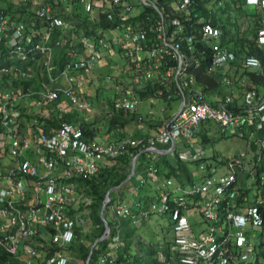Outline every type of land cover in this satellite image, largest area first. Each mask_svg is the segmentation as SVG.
Listing matches in <instances>:
<instances>
[{"label": "built area", "instance_id": "obj_1", "mask_svg": "<svg viewBox=\"0 0 264 264\" xmlns=\"http://www.w3.org/2000/svg\"><path fill=\"white\" fill-rule=\"evenodd\" d=\"M70 1H78L86 13L81 29L59 17L52 4L36 12L38 0H0V148L8 147L14 161L0 168V179L5 180L0 187V250L18 259L28 256L30 264H36L37 258L39 264H69L62 249L76 240L78 228L71 214L73 181L98 179L100 162L105 160L129 158L138 167L140 155L145 154L152 165L145 169L141 190L161 174L157 149L184 143L187 147L178 154L179 160L198 166L200 172L183 183L167 178L147 205L134 206L138 216L134 207L124 203L114 206L115 216L127 220L168 216L175 264H264V95L245 77L221 76L223 84L238 91L215 106L207 101L206 86L200 81L202 75L215 79L216 72L227 68L235 74L260 72L264 78L262 60L240 58L202 0L54 3ZM245 4L264 12V0H245ZM10 7L27 13L12 16ZM38 22L43 26L37 28ZM100 24L109 28H98ZM57 32L63 35L54 38ZM257 45L264 48V26L257 33ZM77 47L82 48L79 59L74 58ZM59 50L64 57L60 68L56 66ZM110 57L116 62L113 73L104 70ZM40 63L54 88L40 92L5 89L6 79L19 84L35 82ZM80 74L95 78L104 89L112 88L115 108L126 113L137 111L142 94L160 98L164 107L168 106L164 111L178 102L177 112L150 136L101 144L91 143L83 130L71 123L49 134L25 131L22 123L27 101L67 99L82 111L93 107L79 98ZM63 81L67 85L63 86ZM241 94L245 109L236 111ZM211 123L219 125L224 134L248 130L249 146L258 148L255 157L248 160V154L240 152L225 160L227 173L211 172L209 160L196 148L200 128ZM32 126L36 128V122ZM251 166H256L253 174L259 177L252 192L240 186L245 167ZM47 229L51 231L49 253L42 250V231ZM131 263L107 254L95 264Z\"/></svg>", "mask_w": 264, "mask_h": 264}, {"label": "crops", "instance_id": "obj_2", "mask_svg": "<svg viewBox=\"0 0 264 264\" xmlns=\"http://www.w3.org/2000/svg\"><path fill=\"white\" fill-rule=\"evenodd\" d=\"M69 4L70 3L64 5L66 7L65 10L67 11V14L75 17V20L76 18L82 19V13L78 11L76 4L70 7ZM80 8L82 9L81 6ZM250 8L254 11L255 9H257L255 7ZM258 23L260 26L257 25L256 31L251 30V34L253 35V37L248 38L249 40L255 41L256 44V34L261 31L262 27L264 26V16L262 19H259ZM244 29L245 28H243V30ZM257 29H259L258 32ZM241 38L243 39V37ZM259 48L264 50V48ZM60 56L61 58H59L57 54L58 60L62 59L61 53ZM114 65H116V63H112V71L114 70ZM104 70L106 71V69ZM262 71L264 72V63ZM254 73L259 76V72ZM42 74L39 77L36 76V89L40 87L42 89V86L45 89L54 88L44 70L42 71ZM221 76L230 79H235L238 76H244L246 78L248 77L246 74H235L230 68H227L226 70L221 72L220 77L215 78L218 84V89L214 91H204L207 101L215 106L220 105L228 97L232 96L235 91H238L231 85L228 86L226 84H223ZM77 78L79 98L82 101L91 102L93 107L89 110L82 111L72 105L67 99L54 103L57 104L56 106H53V103L36 102V134L40 131L51 133L57 130L61 127V118L64 116L68 120H70L72 124L81 127V129L85 133L86 138L91 143L101 144L108 141H118L125 138H136L143 135L150 136L158 129L161 124L169 121V119L177 112L178 102L173 103L166 111H164V106L161 103L163 101H161L160 98H154L149 95L145 96L142 99V103L139 104L135 113H126L118 108L117 110L115 108L116 94L112 88L104 89L98 82V80L97 82H95L92 78L89 79V77H85L81 74L78 75ZM62 85L65 86L67 85V83L63 81ZM259 87L260 93L264 94V85H261ZM25 107H28V104ZM30 108H32V106H30ZM244 109V96L243 94H241L236 102V110L241 111ZM23 121L26 127L30 128V124L27 118H24ZM249 135L250 133L248 130H245L243 132L232 131L228 136L225 137L220 134V130L217 125L208 124L200 128L197 135L198 144L196 145V148L204 152L205 159L209 160V163L211 165V168L209 169L211 172H222L223 170H227L226 168H224L225 160H228L230 158L232 159L240 152L245 151L239 148L237 151L224 156V154L220 152L209 153L208 150L210 148H214L215 143H217V141H219L220 139L228 137H235L237 139H240L241 141L247 142L248 144L247 138ZM186 147V144L180 143L177 144L174 148L160 147L159 149H157L156 153L159 155L161 174L157 178H154L152 181H150L146 187L138 190L140 181L144 178L143 176L145 174V166L148 165L146 164L144 158L140 157L138 168L135 173L133 172V175H127L126 181H122V178L117 180L116 182H113V184L111 185L108 196L111 198L112 203L115 204L122 202L132 207L136 206L137 203H141L142 206H145L149 203V201L153 199L158 191L163 188L165 180L167 178L174 177L177 182L180 183L192 180L193 176L197 172L196 165L187 164L186 170L184 172H182L180 169L175 168L178 167V164L181 163L179 161L178 154L183 152ZM248 148L251 151V153H248V160H250L255 157L258 148L256 146L250 147L249 144ZM174 154L175 157H173ZM8 156V161H4L3 165H0V167H8L11 165V163H14L9 153ZM147 157L148 156H146V158ZM1 159L2 158L0 157V162L2 161ZM148 159L150 158L148 157ZM115 164L116 162L113 161H101L99 178L90 181L92 183L86 181L88 185L84 188L82 185L78 184H84V182L76 181L75 193L77 197H79L78 199H81L82 202L90 201L91 203V198H94V196L91 195L90 188L92 190V185L97 186L96 181H101V184L103 186H106V176ZM131 166L132 165L130 163V171L132 170ZM225 173H227V171ZM2 185H5V180L0 179V186ZM83 191L88 193V196H86L85 193H82ZM111 210V212L105 211L104 216L106 217V220L108 222L114 223L113 231L109 232L107 237L100 236L99 238H97L96 243H101V246L98 249L99 257L106 254H111L116 255L117 257L128 258L135 264H175V262L172 261L171 257L172 243L165 249L161 246H158L157 248L156 244H153L150 241L147 230L148 227H150V225L154 223L161 226V224L164 223L165 218H168V220H165L169 221L171 227L170 218L168 216L154 217L150 220H141L139 218L138 220L130 219L117 221L112 208ZM135 212L138 216L139 212L137 211V209H135ZM90 217L94 222H96V220L93 219L92 215ZM112 219H114V221H112ZM96 226L98 228L100 227V225ZM95 244L91 247V250L95 246Z\"/></svg>", "mask_w": 264, "mask_h": 264}, {"label": "rangeland", "instance_id": "obj_3", "mask_svg": "<svg viewBox=\"0 0 264 264\" xmlns=\"http://www.w3.org/2000/svg\"><path fill=\"white\" fill-rule=\"evenodd\" d=\"M45 2H51V0H43ZM204 1V4L206 6V8H208L209 10H212L213 15L216 17V19L219 20H226L227 18H229L230 20L232 19L233 21L238 22V24L240 25L241 29H240V38L243 37L242 40H240L241 42H247V40H249L248 38L253 37V35L251 34V30L256 31L257 25H259L258 21L259 19H262L264 16V12H260L257 10H252L250 7L252 6H248L245 7L243 6L240 1H238L237 3H235V1H231V4H228V2L226 0H202ZM243 2V1H242ZM75 5L74 3H70L69 7ZM224 5V7L222 8V6ZM38 4H36V11L38 9ZM61 9L63 12L67 13V11L65 10V6L61 5ZM76 7L78 8V11L82 13V18H83V10L80 8V6L76 5ZM9 14L15 17H22L24 15V11L21 10V8L19 7H10L9 8ZM59 10H57V15L61 17V15L58 13ZM77 16H81V15H77ZM262 27V26H261ZM243 28H245L243 30ZM253 28V29H252ZM259 31V29H257V32ZM257 35V34H256ZM112 35H110L111 37ZM256 38V37H254ZM239 40V37H238ZM239 41V42H240ZM230 42V39H229ZM246 47V46H245ZM80 48V47H79ZM248 50V54L249 56H257V53H254V51H251L249 48H247ZM58 57L61 58L60 53H58ZM75 59H79V57L76 55L74 56ZM112 63H116L114 58H108V62L105 66V69L110 72L113 73L112 71ZM42 67H37V69H41ZM226 69L220 70L218 72H216L217 77H220L221 72H223ZM240 74H245V72H240ZM43 75V74H42ZM91 79V78H89ZM95 81V78H92ZM7 82L4 85H7V87L5 89H11V90H19V89H25L27 91H32V92H39L42 89L41 87L36 89V81L34 83V87H31L29 85H25L24 84H19L17 82H14L12 80L6 79ZM26 87H30V88H26ZM156 96V95H154ZM38 98V95H36V99ZM26 103H28V107H24V118H27L29 124H31V129L33 131H35V127H33L32 125L34 124V122H36V101H27ZM142 103V102H141ZM162 105L164 106V103L161 102ZM51 105V104H50ZM57 104L53 103V106H56ZM30 106H32V108H30ZM162 108V107H161ZM77 110V109H76ZM79 112V110H78ZM77 112V113H78ZM61 122H69L72 123L70 120H68L66 117H62L61 118ZM61 123V124H62ZM79 127V126H77ZM81 128V127H79ZM30 128H28L29 130ZM239 148L243 149L245 151V153H251V151L248 148V144L245 141H241L240 139H237L235 137H228V138H224V139H220L219 141H217V143H215V147L214 148H210L208 150L209 153H213V152H220L222 154H224V156H226L229 153H233L235 151H237ZM8 152L6 150V147H2L0 148V157L2 158L0 165H3L4 161H8L9 156H8ZM175 157V154L174 156ZM116 164L114 165L113 168L110 169V172H108L107 174V185L103 186L101 183V181H96L97 183V191L98 193L96 194H91L92 196H94V198H91V203L90 201L87 202H82L81 199H78L74 210H73V214L76 215L78 217L77 219V223H78V229L76 231L77 233V238L75 240V243L71 246V247H66L64 249H62L63 253L70 259L71 264H87L88 260L90 258L91 255V247L96 243V240L98 238V234L100 231H102L103 229V224H98L96 222H94L92 220V218L90 217L91 214L94 211V214H98L96 213V211L94 209H92L93 206H95L97 199L101 198V196L103 195L104 198L102 199L101 203L103 204V208L106 207V211H112V204L110 203L109 199H108V193L111 189V185L113 184V182H116L117 180H119L123 175H133V164L131 166V171H130V167L126 166L123 162H121L119 160V162L115 161ZM254 167L256 166H251V167H245V173L240 177V186L244 191H254V185L255 182L259 180V177H257L255 174H253V170ZM226 170H223L222 172L219 173V175L225 174ZM197 175V173H196ZM79 185H82L83 188L86 187L88 184L86 182L83 183H78ZM90 188V187H89ZM90 191L92 192L91 188ZM76 192V191H75ZM82 193H85L86 196H88V193H86L85 191H83ZM252 194V193H251ZM79 198V197H77ZM250 203H253L250 202ZM113 209V208H112ZM102 212V211H101ZM100 212V213H101ZM168 220V218H165ZM164 219V223L161 224V226L157 225L156 223L150 225V227H148V235L150 238V241L154 244H156V247L158 248V246L164 247V249L166 247H168V245H170L172 243L173 246V240H174V234L172 232V228L170 227L169 221ZM112 221H114V219H112ZM171 223V221H170ZM192 224L194 226V228H196V224L194 223V221H192ZM3 225L2 220L0 219V227ZM96 225H100V229L96 226ZM117 227V226H116ZM51 231L50 230H44L42 231V250L46 253H49L51 251V246L52 243L49 241V235H50ZM83 248V249H89L87 253L82 254L79 252V249ZM88 255V258H87ZM43 259H45V257H43Z\"/></svg>", "mask_w": 264, "mask_h": 264}, {"label": "trees", "instance_id": "obj_4", "mask_svg": "<svg viewBox=\"0 0 264 264\" xmlns=\"http://www.w3.org/2000/svg\"><path fill=\"white\" fill-rule=\"evenodd\" d=\"M55 0H51V2H45V1H41L38 5L39 6H43L45 3L46 4H52L54 6V10L57 12V10H59V14L61 15V17L67 22V23H73L75 24L79 29H81L82 25L84 24L85 22V19H86V13L84 12V9L82 7V5L78 2V1H72V3L74 4H78L82 7L83 9V18L81 19H77L75 20V17H72L71 15L65 13L62 11L61 9V4L57 5L54 3ZM195 2H199V0H194ZM228 2V4H231V1L232 0H226ZM235 1V3H237L238 1H240L241 3H243L242 5L246 7V4H245V0H233ZM243 1V2H242ZM224 7V5L222 6V8ZM201 9L202 6H200ZM257 11H261L260 9H255ZM27 11L25 9V12L24 14H26ZM204 15H206L207 17L209 16L207 12H203ZM213 18V21L220 27L222 28V30L224 31V34L226 35V37L228 38V42L227 44L230 45V48L235 51L238 56L240 58H242L243 56H246V54H248V50L247 48H249L251 51H254V53H257V56H259V58L262 60V62L264 63V50L260 49L256 42L253 41V40H247V42H241L240 40H242V38H240V25L238 24V22L236 21H233L232 19L230 20L229 18H227L226 20H219V19H216V17L213 15L212 16ZM81 20V22H80ZM83 20V21H82ZM42 23L41 22H38L37 23V28H40L42 27ZM98 28H103V29H108L109 28V25H97ZM60 35H63L62 33L60 32H57L55 35H54V38H57L59 37ZM238 37H239V40H238ZM229 39H230V42H229ZM240 41V42H239ZM246 46V47H245ZM77 50H78V57L81 56L82 54V48L80 47H77ZM63 52V50H62ZM37 67H40V64H37L36 65V69ZM38 70V69H37ZM248 77L247 79L249 81H253L254 84H255V87L256 89H258L260 91V87L261 85H264V78L261 77V76H258L256 75L255 73L253 72H247L245 73ZM200 81L206 86V89L207 91H214V90H217L218 89V84L216 82V80L209 76V75H202L200 76ZM154 96V95H153ZM235 108V107H234ZM236 109V108H235ZM141 157L144 158L146 164L148 165H152V162H150V159L146 158L145 154H141ZM122 162L130 167V159L129 158H124V159H121ZM120 160V161H121ZM144 163V162H143ZM148 165L145 166V169L148 168ZM186 167H187V164L186 163H183L181 162L180 164H178V167H175L177 169H180L182 172H184L186 170ZM198 167V166H197ZM208 168L210 169L211 168V165H208ZM197 172H200L199 170ZM172 173V172H171ZM170 173V174H171ZM122 181H126V178H127V175H123L120 179H122ZM92 183V182H90ZM89 183V184H90ZM94 193H98L97 191V186L96 185H92V192L91 194L94 195ZM104 198V196L102 195L101 198H98L97 199V202L95 204V206L92 207V209H94L96 211V213H98L97 215L94 214V211L93 213L91 214L93 219L96 220V223H100L102 224V218H101V214L100 212L102 211V208H103V204L101 203L102 199ZM113 225L114 223L112 222H109V227L111 229V231H113ZM105 232V229H102V231L99 232L98 234V238L101 236H103ZM75 243V241L70 245V247ZM101 246V243L98 244V246L94 249V253H93V256H92V264L94 263V261H96L97 257H99L98 255V249L99 247ZM90 249V248H89ZM89 249H83V248H80L79 249V252L82 253V254H85L88 252ZM52 255L54 254H49L48 257H51ZM87 258H88V255H87ZM122 257H120L121 259ZM30 259L28 256H24V257H21V258H15L13 255H11L10 253H7L5 250H0V264H30L29 263ZM39 261H40V258H37L36 259V264H39ZM69 264H71V262H69ZM131 264H135V263H131Z\"/></svg>", "mask_w": 264, "mask_h": 264}, {"label": "clouds", "instance_id": "obj_5", "mask_svg": "<svg viewBox=\"0 0 264 264\" xmlns=\"http://www.w3.org/2000/svg\"><path fill=\"white\" fill-rule=\"evenodd\" d=\"M41 1H43V0H38V2L36 3V4H39ZM69 3H72V1H70ZM46 4V3H45ZM44 4V5H45ZM68 4V3H67ZM63 6L64 5H66V4H62ZM40 7H42V6H38V9L40 8ZM246 7H248V5H246ZM253 7V6H252ZM256 8V7H255ZM38 9H37V11H38ZM258 9V8H257ZM36 11V12H37ZM24 12H25V10H24ZM260 12H263L262 10L260 11ZM57 14V13H56ZM60 17V16H59ZM209 17V16H208ZM82 27H83V25H82ZM81 27V28H82ZM65 37H66V35H65ZM58 53H61L62 54V59L61 60H58V58H57V54ZM246 56H249V55H246ZM244 57V56H243ZM63 52H62V50H59V51H57L56 52V66L58 67V68H60V67H62V60H63ZM40 67H42V63H40ZM44 70V68L42 67L41 69H39V70H37L36 69V76H40L41 74H42V71ZM107 71V70H106ZM241 71H239V72H237V73H240ZM247 72V71H246ZM245 72V73H246ZM254 73V72H253ZM259 74V76H260V72L258 73ZM242 77H244V76H242ZM246 78V77H245ZM34 83L35 82H30V83H26L25 85H29V86H31V87H34ZM23 86V87H26V86ZM26 88H30V87H26ZM45 88H43L42 90H44ZM42 90H40V91H42ZM39 91V92H40ZM262 94V93H261ZM264 95V94H263ZM145 96H147V95H145V94H142L141 95V98L143 99ZM149 96H151V97H154L155 98V96H153V95H149ZM36 102H43V101H38V100H36ZM27 105V104H26ZM25 105V106H26ZM168 107V106H167ZM167 107H164V108H167ZM236 108V107H235ZM237 111V110H236ZM23 119H24V116H23ZM64 123H69V122H63L62 123V125L64 124ZM23 127H24V129H25V131H29L30 129H31V124H30V129L28 130V128L26 127V125H25V123H24V121H23ZM72 124V123H71ZM211 124H215V123H211ZM61 125V126H62ZM74 125V124H73ZM215 125H217V124H215ZM76 126V125H75ZM218 127H219V125H217ZM77 127V126H76ZM79 128V127H78ZM59 129V128H58ZM81 129V128H80ZM82 130V129H81ZM219 130H220V134L222 135V136H228L229 134H230V132H232V131H229L227 134H224V133H222V131H221V129H220V127H219ZM41 132H44V133H46L45 131H40V132H38L37 134H39V133H41ZM84 132V131H83ZM36 134V135H37ZM49 134V133H48ZM198 135V134H197ZM106 143V142H105ZM159 149V148H158ZM6 150L7 151H9V148L8 147H6ZM9 153V152H8ZM140 157H141V155H140ZM124 159V158H123ZM121 160V159H120ZM119 161V160H118ZM180 161V160H179ZM113 162H115V161H113ZM180 162H182V161H180ZM130 163H131V165H132V162H131V160H130ZM183 163H185V162H183ZM187 164V163H186ZM133 165H134V163H133ZM1 168V167H0ZM137 163H136V169H135V172H136V170H137ZM134 172V173H135ZM172 178H174V177H172ZM76 181H82V182H86L85 180H76ZM76 181H73V184H74V193H75V182ZM91 181H93V180H91ZM90 182V181H89ZM1 187V186H0ZM108 199H109V201H110V203L112 204V208H113V213H114V206L116 205V204H118V203H112V200H111V198L108 196ZM77 200H78V198H77V195H76V193H75V204H76V202H77ZM119 203H122V202H119ZM124 204H126V203H124ZM128 205V204H127ZM130 206V205H129ZM74 207H75V205H74ZM74 207L72 208V210H71V214L76 218V220L78 219V217L76 216V215H74L73 214V210H74ZM132 207V206H131ZM105 208V209H104ZM104 208H102V212L100 213L101 214V218H102V224L104 225V223H105V225L104 226H102L103 227V229H105V232H104V234H103V236L102 237H104V236H106L107 237V235L109 234V232H111V229H110V231L108 232L107 231V223H108V225H109V222L106 220V217L104 216V213H105V211H106V207H104ZM114 215H115V213H114ZM116 217V216H115ZM116 219H117V221H119V220H127V219H118L117 217H116ZM129 220V219H128ZM110 228V227H109ZM78 229V228H77ZM77 231V230H76ZM76 238H77V233H76ZM99 244V243H98ZM97 244V245H98ZM68 247H70V246H68ZM97 247V246H96ZM95 247V248H96ZM54 252H52V254H53ZM107 255V254H106ZM101 257V256H100ZM100 257H98L97 259H96V261H94V263L93 264H95L99 259H100ZM120 258V257H119ZM121 259H123V258H121ZM128 259V258H127ZM70 260V259H69ZM130 260V259H129ZM132 262V261H131ZM133 263V262H132ZM90 264H92V260H91V262H90Z\"/></svg>", "mask_w": 264, "mask_h": 264}, {"label": "water", "instance_id": "obj_6", "mask_svg": "<svg viewBox=\"0 0 264 264\" xmlns=\"http://www.w3.org/2000/svg\"><path fill=\"white\" fill-rule=\"evenodd\" d=\"M135 169H136V162H135L134 165H133V172H135ZM104 209H105V208H104ZM106 227H107V231L109 232V231H110V228H109L108 223H107V226H106ZM96 246H97V243H96L95 246L92 248V252H91V255H90V258H89L87 264H90V262H91V260H92L93 253H94V249H95Z\"/></svg>", "mask_w": 264, "mask_h": 264}, {"label": "bare ground", "instance_id": "obj_7", "mask_svg": "<svg viewBox=\"0 0 264 264\" xmlns=\"http://www.w3.org/2000/svg\"><path fill=\"white\" fill-rule=\"evenodd\" d=\"M252 154H254V153H252Z\"/></svg>", "mask_w": 264, "mask_h": 264}]
</instances>
